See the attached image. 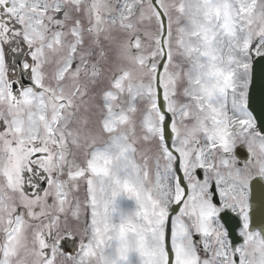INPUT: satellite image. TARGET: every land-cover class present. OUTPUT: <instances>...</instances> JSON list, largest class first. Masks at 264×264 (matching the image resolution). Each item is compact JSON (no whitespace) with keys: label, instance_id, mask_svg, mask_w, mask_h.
<instances>
[{"label":"snow or ice","instance_id":"obj_1","mask_svg":"<svg viewBox=\"0 0 264 264\" xmlns=\"http://www.w3.org/2000/svg\"><path fill=\"white\" fill-rule=\"evenodd\" d=\"M0 264H264V0H0Z\"/></svg>","mask_w":264,"mask_h":264}]
</instances>
